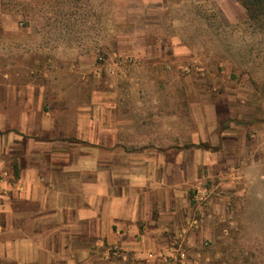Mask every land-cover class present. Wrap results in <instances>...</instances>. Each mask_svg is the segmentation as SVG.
<instances>
[{
	"label": "crops",
	"instance_id": "1",
	"mask_svg": "<svg viewBox=\"0 0 264 264\" xmlns=\"http://www.w3.org/2000/svg\"><path fill=\"white\" fill-rule=\"evenodd\" d=\"M162 54L154 46L151 58ZM77 56L84 81L79 99L74 85L53 94L12 84L4 74L0 264H206L208 256L216 258L218 239L264 211V98L256 95L257 106L251 93L224 118L219 102L201 95L190 101L195 130L188 134L181 115L185 83L176 88L186 101L174 106L170 84L152 85L148 101L125 99L117 85H101L95 53Z\"/></svg>",
	"mask_w": 264,
	"mask_h": 264
},
{
	"label": "rangeland",
	"instance_id": "2",
	"mask_svg": "<svg viewBox=\"0 0 264 264\" xmlns=\"http://www.w3.org/2000/svg\"><path fill=\"white\" fill-rule=\"evenodd\" d=\"M154 46L163 51L157 59ZM93 53L103 67L101 85H117L125 99L148 101L152 85L170 84L174 106L185 100L176 88L185 83L188 134L195 130L190 101L201 95L218 101L224 118L243 97L253 93L257 106L256 95L264 98V35L235 0H0V85L6 73L12 84L53 94L74 85L82 98L77 55ZM254 213L214 243L218 256L206 264H264V211Z\"/></svg>",
	"mask_w": 264,
	"mask_h": 264
},
{
	"label": "trees",
	"instance_id": "3",
	"mask_svg": "<svg viewBox=\"0 0 264 264\" xmlns=\"http://www.w3.org/2000/svg\"><path fill=\"white\" fill-rule=\"evenodd\" d=\"M244 10L246 21L264 35V0H235Z\"/></svg>",
	"mask_w": 264,
	"mask_h": 264
},
{
	"label": "built area",
	"instance_id": "4",
	"mask_svg": "<svg viewBox=\"0 0 264 264\" xmlns=\"http://www.w3.org/2000/svg\"><path fill=\"white\" fill-rule=\"evenodd\" d=\"M198 224H199V220L198 219H196V220H193V221H191L190 222V224H189V226H190V228H194V227H196V226H198ZM175 253L178 255V258L182 261V260H184V258H185V253L181 250V249H177L176 251H175ZM159 259L162 261V262H167V258H165V257H163V256H159Z\"/></svg>",
	"mask_w": 264,
	"mask_h": 264
}]
</instances>
